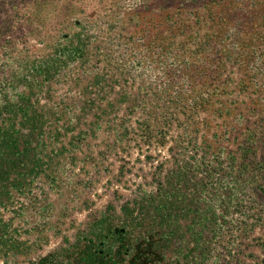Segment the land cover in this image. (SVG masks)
<instances>
[{"label":"rangeland","instance_id":"1","mask_svg":"<svg viewBox=\"0 0 264 264\" xmlns=\"http://www.w3.org/2000/svg\"><path fill=\"white\" fill-rule=\"evenodd\" d=\"M0 264H264V0H0Z\"/></svg>","mask_w":264,"mask_h":264}]
</instances>
